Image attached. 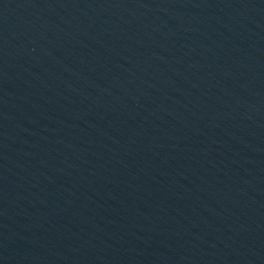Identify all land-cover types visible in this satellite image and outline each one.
Listing matches in <instances>:
<instances>
[{
    "label": "water",
    "instance_id": "1",
    "mask_svg": "<svg viewBox=\"0 0 264 264\" xmlns=\"http://www.w3.org/2000/svg\"><path fill=\"white\" fill-rule=\"evenodd\" d=\"M0 264H264V0H0Z\"/></svg>",
    "mask_w": 264,
    "mask_h": 264
}]
</instances>
